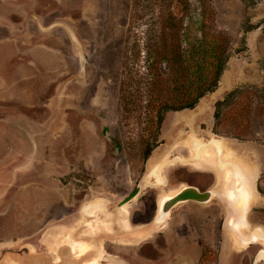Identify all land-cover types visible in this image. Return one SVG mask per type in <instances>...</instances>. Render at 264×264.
<instances>
[{
    "label": "rangeland",
    "instance_id": "1",
    "mask_svg": "<svg viewBox=\"0 0 264 264\" xmlns=\"http://www.w3.org/2000/svg\"><path fill=\"white\" fill-rule=\"evenodd\" d=\"M212 37L228 57L218 86L192 109L163 111L180 69L163 57H186L194 77ZM222 138L255 172L247 220L264 230V0H0V264H25V247L48 255L63 238L83 245L82 257L88 243L72 235L80 207L108 222L99 213L110 221L139 184L130 223L179 184L218 193L221 172L194 148ZM220 202L175 206V236L115 227L102 248L112 264H264L262 239L222 230ZM119 213L127 227L128 205Z\"/></svg>",
    "mask_w": 264,
    "mask_h": 264
},
{
    "label": "flooded vegetation",
    "instance_id": "2",
    "mask_svg": "<svg viewBox=\"0 0 264 264\" xmlns=\"http://www.w3.org/2000/svg\"><path fill=\"white\" fill-rule=\"evenodd\" d=\"M219 100H221V99H219ZM190 109H192V108H190ZM139 185H140L139 192L128 203L119 205V203L125 197L130 195L138 187V185L131 191L130 194L126 195L125 197H123L122 199H120L119 201H117L115 203L114 211H109L107 209L114 217L110 221H108V219H106V217L102 213H99L98 217L100 219L103 218L105 221H108V222L98 223L92 231H89L87 229V227L85 226V223L82 221V220H84V215L81 212V207H80V213H79L78 219L76 220V223L74 225V229H73L74 234H72V235L75 239L82 240V241H85L86 243H88L89 249L82 257L77 256V254H76L77 251L75 249H72L71 245L65 241V238H63L62 242H60L59 248L54 250L52 253L48 252L47 253L48 255H44V253L42 255H37L32 250H30L29 247H25L22 251H20V255H21L20 260L22 261V263H25V264H85V263L88 264V262H90V259H92L94 256H96V262H97V259L99 258V264H101L100 263V257L102 256L103 257L102 259L109 260L107 262L108 264H112V262L115 260L114 259L115 256L108 253V252L105 253V251L103 250L102 245H101V243H102L101 240L103 237H104L103 240L105 239V236H104L105 234L113 235L115 230H116L115 227H118L123 231H128L129 230L128 228L130 226H131V228H133L132 231L134 230L135 227H138L140 229L138 230L137 234H132V236H135V235L139 236L140 239L143 238L142 235H145L144 237H150V236H152L151 235L152 233H156L159 235L163 231L174 232L173 235L175 236V233L177 230V224H178L179 220L177 217L171 218L170 214H171L173 208L179 204L189 203V202H194V203H198V204L203 205L204 203L210 201L215 195H218V197L221 201L220 204L223 206V209L221 207H219L217 209L218 215L222 216V218L224 219V221H222L223 222L222 223V230H224L225 227L226 228L229 227L233 232H235L236 236L239 239H241L243 232H248L249 234H247V235L244 234V235L251 236L256 230V228H252V226H250L248 220H247V222H245L244 228H242L243 230L241 228L236 230L233 227H231L230 222H229V218L230 217H238L240 215V212H239V208L236 205V203L231 202L229 199H227V197H225L222 189H218V193L215 189H207V190L211 191V195H210V198L206 201H200V200H196V199H188L186 201L176 203V204H174L168 208H167V200H169V199L165 200V202L162 205L159 204V202H158V197L160 194V192H159L156 199L154 200V206L152 209L153 213L151 215H147V216L143 215L140 218H138V219H136L130 223L129 207H130V203L133 200H135L141 192V184H139ZM153 185H156V184H153ZM166 185H167V182H166ZM179 185H178V191L175 194H177L182 188L185 187L182 185L179 188ZM185 185L190 186V184H185ZM191 186L195 187L197 189V191H200V192L206 191V190L201 191L198 187H196L194 185H191ZM158 187H161V186H158ZM255 191L257 193L256 188H255ZM175 194H173V196ZM107 202H109V201L107 200ZM250 204H249V206H250ZM127 205H128V213H127L128 226L125 227L123 225V223L120 221L121 218L116 219V217H118L120 215V213H119L120 210L124 206H127ZM221 205H219V206H221ZM136 210H141V209L136 208ZM248 210H249V207H248ZM248 210H247V215H248ZM188 212H191V211L189 210ZM121 214H123V213L121 212ZM190 214L192 215V213H190ZM196 214L198 217L200 215H203L202 213H196ZM191 215H187V216H191ZM90 216L89 217L87 216L86 219H88V220L91 219V220L95 221V219L93 218L94 216H92V215H90ZM169 219H170V221H168ZM194 219L196 220V218H193L192 220H194ZM94 231H95V234H94ZM139 231H140V233H142V235L139 234ZM220 231H221V228H220ZM109 237H111V236H109ZM258 239H261V238L259 237ZM106 240L109 241L110 243L113 242L112 239H109V238ZM250 242H254V241H250ZM75 243H77V242H75ZM261 250H259L257 255L255 256L254 262H258V259L260 260V258H262L261 256L258 257ZM83 251H84V246H83L81 252H83ZM101 251H103V252L99 256V253ZM104 255L108 256V258L104 257ZM56 257H58L57 260H55ZM112 257H114V258H112ZM103 264H106V263H103Z\"/></svg>",
    "mask_w": 264,
    "mask_h": 264
},
{
    "label": "bare ground",
    "instance_id": "3",
    "mask_svg": "<svg viewBox=\"0 0 264 264\" xmlns=\"http://www.w3.org/2000/svg\"><path fill=\"white\" fill-rule=\"evenodd\" d=\"M226 141H223V138L222 140L214 139L210 144H206V145L202 144L198 148L195 147L194 148V153H195L194 159H196V161L202 164H204L209 159H211L212 161L210 162H213L216 165V167L219 169V171L221 172L220 184L218 183L220 185L219 189H222L225 197H227V199H229L231 202H235L239 208L240 215L238 217L229 218L231 227H234L236 230H238L240 228L241 229L244 228V224L245 222H247V210H248L249 204L256 196V192L254 188L255 172L253 169L246 167V165L241 163V161H237V160L230 158L232 157L233 151L230 147V144ZM229 151H231V154H229ZM156 154L157 153L153 155V157L151 158L149 162L152 166V167L150 166L151 169H154L153 164L157 160ZM183 186H186V185H183ZM177 191H178V188H173L167 192L162 193L158 199L159 204L162 205L165 202V200L170 199L173 196V194H175ZM86 213L84 210V216L86 217L87 216L89 217L90 215L94 216L93 218L95 219V221L91 219L89 220L91 224V228L88 230L92 231L95 228V226L99 223V221L94 214H90L88 212ZM94 234H95V231H94ZM241 237L247 242H250V241L256 242L258 241L259 237L264 241V230L263 228L257 227L255 232L251 236H246L242 234ZM70 244L76 251H82L83 245L75 243L74 241H70ZM102 252L103 251L99 253V256ZM89 263L90 262H88V264ZM95 263H92V264H95Z\"/></svg>",
    "mask_w": 264,
    "mask_h": 264
},
{
    "label": "trees",
    "instance_id": "4",
    "mask_svg": "<svg viewBox=\"0 0 264 264\" xmlns=\"http://www.w3.org/2000/svg\"><path fill=\"white\" fill-rule=\"evenodd\" d=\"M217 49L218 48L215 38L212 37L210 39L208 48L206 49V53L209 55V57H199V60L196 61L197 64L195 65L196 70L193 71V73L195 74L194 77L191 76V73L189 74L192 67L191 64L187 63L189 59H186V57H182V55H179V57L175 58L169 57L168 55H165V57H163L166 60L176 62L180 65L179 68L181 69L175 71V73L177 72L175 75V91L178 92V97L175 101V105L165 103L163 106V111H177L185 108H193L198 103L199 99L202 98L206 93L214 91L216 89L228 59V57L226 56H220ZM159 76L160 75H156L155 77L158 79ZM193 84H195L196 87L192 89L190 86ZM205 85H207V87L202 88V86ZM235 93L236 89L228 92L223 97V99L216 102V111L214 114L215 118H218L220 116V108L223 105L227 104L229 99L233 95H235ZM162 121L163 112L159 114L157 123L160 125ZM149 153L150 149H147L145 156L147 157Z\"/></svg>",
    "mask_w": 264,
    "mask_h": 264
},
{
    "label": "water",
    "instance_id": "5",
    "mask_svg": "<svg viewBox=\"0 0 264 264\" xmlns=\"http://www.w3.org/2000/svg\"><path fill=\"white\" fill-rule=\"evenodd\" d=\"M84 55L81 54V64H82V69L84 66V60H83ZM139 188L140 185H138V187L127 197H125L120 203L119 205L122 204H126L128 203L131 199H133L137 193L139 192ZM211 195V191L210 190H206L204 192H200L197 191V189L193 186H185L184 188H182L177 194H175L174 196H172L169 200H167V208L182 202V201H186L188 199H196V200H200V201H206L210 198Z\"/></svg>",
    "mask_w": 264,
    "mask_h": 264
},
{
    "label": "crops",
    "instance_id": "6",
    "mask_svg": "<svg viewBox=\"0 0 264 264\" xmlns=\"http://www.w3.org/2000/svg\"><path fill=\"white\" fill-rule=\"evenodd\" d=\"M71 247H72V245H71ZM72 249H74L73 247H72ZM79 251H77V253H78ZM58 257H56V259H57ZM55 259V260H56ZM96 262V256H94L92 259H90V263H95Z\"/></svg>",
    "mask_w": 264,
    "mask_h": 264
}]
</instances>
